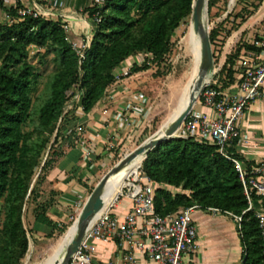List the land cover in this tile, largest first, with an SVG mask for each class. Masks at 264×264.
Listing matches in <instances>:
<instances>
[{"label":"trees","instance_id":"1","mask_svg":"<svg viewBox=\"0 0 264 264\" xmlns=\"http://www.w3.org/2000/svg\"><path fill=\"white\" fill-rule=\"evenodd\" d=\"M9 1L0 0V264H23L30 249V230L25 225L30 205L34 223L51 228V236L68 227L59 226L51 216L62 191L55 188L45 194L43 189L65 154L64 124L76 119L78 108L86 113L94 109L127 60L143 57L140 63L132 64L126 77L154 66L162 73L161 66L168 65L173 52L177 30L192 19L195 1L102 0L99 6L86 9L93 30L90 45L81 51L74 46L61 18L20 17L22 1L8 6ZM219 2L209 0V12ZM97 12L100 21L95 20ZM6 14L13 20L6 19ZM221 34L218 28L210 31L213 49ZM33 48L37 51L32 56ZM244 48L254 49L244 43L227 56L212 77L218 80L216 88L223 90L233 82L232 67ZM50 55L54 68L40 95L35 96L41 70L33 57L45 64ZM78 94L80 101H73ZM227 152L241 160L233 149L227 148ZM141 171L156 187L155 208L163 217L195 205L242 216L243 264H264L255 207L261 198L253 193L254 207L244 213L249 202L240 173L217 144L198 136L170 137L148 154Z\"/></svg>","mask_w":264,"mask_h":264},{"label":"built area","instance_id":"2","mask_svg":"<svg viewBox=\"0 0 264 264\" xmlns=\"http://www.w3.org/2000/svg\"><path fill=\"white\" fill-rule=\"evenodd\" d=\"M101 3L102 0H92L93 5L99 6ZM51 14L48 8L36 1L31 6L24 5L18 9L20 17H52ZM5 17L13 20L8 14ZM94 17L96 21H100L99 12ZM64 28L70 32L69 24H65ZM91 35H86V39L81 42L71 39L74 46L81 51L90 45ZM253 46L259 52L242 49L232 67L238 78L236 92L216 88L213 79L205 82L200 94L201 100L216 116L209 118L207 115L190 113L177 131V135L198 136L217 144L221 154L235 163L249 202L244 213L254 207L253 193L264 201V180L260 178L262 167L253 168L249 172L240 159L228 154L227 148L232 141L240 138L238 122L250 103L257 99L264 100V35L258 37ZM81 55L83 56L82 53ZM71 131L73 135L70 139L65 138L62 145L86 143L84 124H76ZM141 167L142 164L136 173L126 179L116 199L109 205H104L93 219L67 264H113L111 261L100 260L97 256L98 243L112 240L125 252V259L129 262L134 261L137 252L156 264H190L186 258L196 254L200 248L198 227L193 215L204 208L195 205L184 208L175 215H159L155 208L156 187L143 176ZM124 199L130 200L132 206L120 219L114 211ZM205 210L223 213L221 209L214 207ZM226 214L242 220V216L230 212ZM256 216L264 244V209H257Z\"/></svg>","mask_w":264,"mask_h":264},{"label":"crops","instance_id":"3","mask_svg":"<svg viewBox=\"0 0 264 264\" xmlns=\"http://www.w3.org/2000/svg\"><path fill=\"white\" fill-rule=\"evenodd\" d=\"M34 1H40L41 5L46 3L48 10L52 13V18H61L65 24L70 25V30L72 29L73 32L84 31L86 30L85 26L90 28L87 16L78 10L79 8L81 9L84 2L89 8L92 0H69V3L71 1L73 4V9L68 5L65 6L64 0H31V2ZM73 11H75L77 16H80L73 17L71 14ZM257 13L260 16L258 18L264 22L263 4L259 7ZM75 27H77L76 31H74ZM262 35H264V26L260 33H237L235 36L233 35L231 42H235V40L236 42L230 45L232 52L244 43L253 46V42ZM251 51L259 52L256 47ZM229 54L226 55L224 63ZM123 65L119 69L120 71L126 70L127 65ZM219 69H214L213 75ZM233 78V82L227 84L223 90L228 92H236L238 90L237 75L234 74ZM214 81L217 84L218 80L216 79ZM122 83H127V78L123 79ZM219 85L222 86L223 82L219 81ZM119 86L121 85H118V89L117 87L111 88L108 94L100 100L91 112L86 113L83 110L74 112L76 119L71 118V120L66 122L65 127L62 128L65 138L70 139L73 133L71 130L76 124H84L85 126L86 143L83 145L72 143L65 146L64 156L50 172V178L52 180H58L57 182L60 183L61 191H64L62 198L64 197L66 199L68 205H77L76 200L82 197V194L83 196L85 195L84 191L91 183L97 178L96 181L98 182L95 184L97 185L110 171H107L103 176L100 175V171L107 166L109 158L112 157V153L109 151L115 145L119 147L121 144L122 135L120 133L123 132L124 134L125 130H129L131 126H134V122L139 117V107L142 105L141 99H137L136 96H131L129 92ZM132 103L133 105L135 104L133 111L130 109L131 106L129 107ZM191 113L195 115H207L209 118L216 116L213 110L203 105L202 102L195 104ZM238 127L241 134L240 138L235 144L231 143L228 148L233 149V152L241 157V161L249 172L253 168L262 167L260 178L264 180L263 99H257L250 103L242 119L238 122ZM95 187H91V189ZM61 202L63 203V201ZM131 206L132 202L124 199L119 203L114 214L121 219L129 211ZM255 207L256 209H264V201L257 200ZM53 210L55 211L51 213L52 217L57 215L61 217V209L54 208ZM61 218L65 217L62 216ZM193 219L198 227V242L200 248L196 254L186 258L188 263L243 264L245 248L242 242L241 221L232 215L213 213L205 209L197 210L193 215ZM35 226L36 228H41V226L45 227V225L39 223ZM97 256L100 260L111 261L113 264H156L137 252L135 253L133 262L127 261L125 259V252L114 240L98 243Z\"/></svg>","mask_w":264,"mask_h":264},{"label":"rangeland","instance_id":"4","mask_svg":"<svg viewBox=\"0 0 264 264\" xmlns=\"http://www.w3.org/2000/svg\"><path fill=\"white\" fill-rule=\"evenodd\" d=\"M21 1H23L22 3H24L25 6L32 5L31 0ZM37 2L41 4L40 1ZM64 4L65 6L68 5L71 9L74 8L72 2L70 1L69 3V0H64ZM262 4L264 5V0H248L245 2H243V0H220L219 4L211 12H209L208 8V11L205 13V25L210 31L214 28H218L222 33L213 49L214 69H219L224 63L226 55L232 52V47H230V45L236 42V40L235 42H231L233 35L235 36L237 33H260V31H262L264 22H262V19L260 20V18H258L260 16L257 13ZM7 5L17 6V1L11 0ZM90 5L93 6L92 2ZM246 5H248V7ZM43 6L44 8L48 7L46 3H44ZM87 8L88 6L84 2L81 9L79 8L78 11L85 13L87 21L90 23V28L85 26L86 30H81L79 32H73L71 29L69 33L74 41L77 40V42H81V40L86 39V35H91L92 33L93 25L89 19ZM249 11H251V13H249ZM240 12L243 13L242 16L237 17L236 15ZM71 14L75 18L80 16H77L75 11ZM55 19H57V17ZM0 20H2V18ZM76 28L77 27H75L74 31H76ZM227 31L229 34L226 37L225 33ZM174 41L175 45L167 62L168 65L161 66L162 73L158 72L160 69L159 67L154 66L149 70L126 77L125 75L129 72L132 64L135 62L140 63L143 60L142 56L127 60L124 64L127 65V68H125L126 70L117 71V80L111 88L117 87L118 89V85H121L119 87L129 92L131 96H136L137 99L140 98L142 105L139 107V117L137 121L134 122V126H131L129 130H125L124 134L123 132L120 133L122 135L120 146L117 147V145H115V149L113 148L109 151L112 153V157L109 158L107 166L100 171L101 176L111 170V168L120 162L124 156L134 151L154 136L167 122L172 113L176 111L178 107L182 106L184 98L188 99L192 91H194L193 89L196 88L197 70L202 57V47L199 32L194 28L192 19L182 24L177 30ZM36 51L37 49L33 48L32 56ZM41 51L42 53L44 52V50ZM46 60L45 64H39V58L33 57V62L36 63L41 70L39 88L35 96L40 95L47 80V76L51 74L54 68L52 56H47ZM126 78L127 83L123 84L122 80ZM80 99L81 97L78 94L73 101H80ZM199 102H202L201 96H199L197 103ZM202 104L205 105L203 102ZM133 106H135L133 103L129 105L132 111ZM78 110L82 109L78 108L76 111ZM65 125L66 124H64L63 128ZM50 177L51 174L48 175L43 185L45 194H49L51 189L55 188L61 190L60 183L57 182L58 180H52ZM96 180L84 191L85 195L83 196L82 194V197L76 200L77 205L75 206L68 205L66 199L64 197L62 198L64 191H62V195L59 198H56L58 199V204L54 208L61 209V217L63 216L65 218H61L60 215H57L53 216V219L57 220L56 222H58L59 226L62 224L68 226L57 236L50 235L53 230L49 227L41 226V228H36L35 225L37 223H34L31 210L33 206H29V210H27L25 217V225L30 230V249L23 264H49L54 260L56 254L59 255L61 248L68 239V235L74 228V223L76 221L78 222L80 219L86 200L91 194V187H95L96 182H98ZM122 185L123 183L116 194L110 198L109 204L116 199ZM61 201H63V203ZM53 209L51 213L55 211ZM58 259L59 256H57V260ZM57 260L55 264H57Z\"/></svg>","mask_w":264,"mask_h":264},{"label":"water","instance_id":"5","mask_svg":"<svg viewBox=\"0 0 264 264\" xmlns=\"http://www.w3.org/2000/svg\"><path fill=\"white\" fill-rule=\"evenodd\" d=\"M195 6L192 15L194 28L199 32L201 37L202 57L198 68L197 85L191 96L190 102L184 109L173 115L159 131L148 139L144 144L134 151L127 154L120 162H118L96 185L83 207L82 214L78 222L74 223L75 231L66 240L65 245L61 248L57 264H67L73 253L80 245L86 230L91 225L93 219L104 207V196L108 191L111 180L123 172L133 162L143 157V161L148 154L164 140L176 136L177 131L191 113L197 103L205 82L211 79L214 74V53L210 40V30L205 25V13L208 11L209 0H194ZM142 161V162H143ZM56 262V261H55Z\"/></svg>","mask_w":264,"mask_h":264},{"label":"bare ground","instance_id":"6","mask_svg":"<svg viewBox=\"0 0 264 264\" xmlns=\"http://www.w3.org/2000/svg\"><path fill=\"white\" fill-rule=\"evenodd\" d=\"M200 36V34H199ZM200 41H201V37H200ZM198 72V70H197ZM195 73V72H194ZM197 77H198V73H197ZM197 77H196V80H197ZM210 79H208L207 81H209ZM191 87V86H190ZM188 89V88H187ZM194 90V89H193ZM194 91H192L190 97L188 99H185L183 100V104L182 106L178 107V109L176 111H174L172 113V115L168 118V120L173 116L175 115L177 112L181 111L182 109H184L186 107V105L190 102V99H191V96L193 94ZM188 93V92H187ZM186 93V94H187ZM167 120V121H168ZM142 161H143V157H139L137 158L133 164L129 167H127L123 172H121L118 176H116L115 178H113L111 180V183L108 187V191L106 193V195L104 196V205H108L109 204V200L111 197H113L116 192L118 191L119 187L121 186V184L123 183L122 187L124 186L125 182H126V179L131 176L132 174L136 173L140 167V165L142 164ZM121 191V190H120ZM119 191V193H120ZM75 231V227L72 229L71 233L68 235L71 236L72 233ZM57 255L56 254V257L54 258V260H52L49 264H55V261L57 259Z\"/></svg>","mask_w":264,"mask_h":264}]
</instances>
